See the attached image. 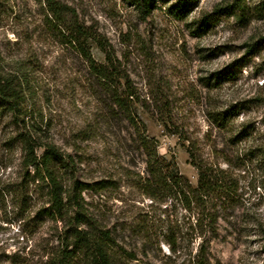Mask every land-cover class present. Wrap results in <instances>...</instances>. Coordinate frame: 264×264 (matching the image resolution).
Instances as JSON below:
<instances>
[{
    "label": "rangeland",
    "instance_id": "rangeland-1",
    "mask_svg": "<svg viewBox=\"0 0 264 264\" xmlns=\"http://www.w3.org/2000/svg\"><path fill=\"white\" fill-rule=\"evenodd\" d=\"M54 4L61 21L44 0H0V74L24 90L17 118L0 111V264H82L61 261L69 227L41 212L47 188L23 182L26 131L69 157L85 207L116 228L115 264H264V0H154L149 14L131 0ZM66 28L91 39L72 47ZM127 94L124 111L115 100ZM140 133L191 185L190 160L223 172L225 191L206 206L214 225L202 217L197 229L194 207L135 187ZM101 181L115 187L95 191Z\"/></svg>",
    "mask_w": 264,
    "mask_h": 264
},
{
    "label": "trees",
    "instance_id": "trees-1",
    "mask_svg": "<svg viewBox=\"0 0 264 264\" xmlns=\"http://www.w3.org/2000/svg\"><path fill=\"white\" fill-rule=\"evenodd\" d=\"M44 1L50 9L51 19L61 21L54 0ZM131 2L135 8L139 9L140 13L149 14L154 0H131ZM173 8L175 7L172 6L171 9ZM66 31L67 35L64 32L62 38L67 39L66 43L72 47H76L75 43L79 44V39L84 41L91 39L90 36L79 30L66 28ZM77 50L84 55L89 67L100 76L101 80L108 79L105 73V70L109 69L108 67L98 66L97 63H94L82 46ZM23 95L24 90L19 79L14 76L4 77L0 74V111H7L17 118V115H20L19 109L20 103L24 99ZM130 96L132 94H127L126 100L118 97L115 104L120 109L127 111V98ZM130 115L126 113L123 120L137 125L134 115ZM223 120H225V115L220 116L217 123L219 124V121ZM33 133L31 131L20 133L25 153L23 182L28 185L29 178H32V181L43 184L47 188L48 200L46 201L47 207L43 208L41 212L52 220L60 221L69 227V233L64 238L69 242L66 243L65 250H62L61 261L78 259L82 264H115V259L120 258L112 233V230L116 231V228L112 227L111 230L103 225L94 212H91L89 207H85L89 204L81 197V193L87 188L75 178L68 177L71 170L69 157H63L52 144L36 142V132L33 131ZM138 141V149L144 155V168L142 175L136 173V179L133 180L135 187L152 202L175 200L185 210H191L194 207L198 211L195 214L197 218H195L194 225L197 229L201 226L202 217L205 219V224L214 225L218 216L211 209H206V206L225 191L221 178L223 172L220 171L219 174V171L205 164L190 160L197 171V184L191 185L181 175L174 159L166 158L158 153V140L140 133ZM30 166L33 170L32 176L26 171ZM93 185L95 191H103L113 185L115 187V183L112 181H101ZM21 190L23 192V189ZM167 243L170 250L176 252L175 238H168ZM68 247L70 250L67 249ZM198 257L199 253L195 254L196 261H198Z\"/></svg>",
    "mask_w": 264,
    "mask_h": 264
}]
</instances>
